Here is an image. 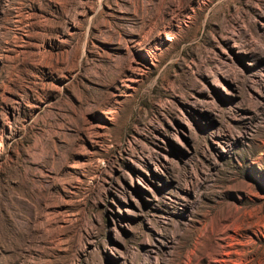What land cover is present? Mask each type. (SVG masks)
I'll list each match as a JSON object with an SVG mask.
<instances>
[{
  "label": "rangeland",
  "instance_id": "obj_1",
  "mask_svg": "<svg viewBox=\"0 0 264 264\" xmlns=\"http://www.w3.org/2000/svg\"><path fill=\"white\" fill-rule=\"evenodd\" d=\"M263 256L264 0H0V264Z\"/></svg>",
  "mask_w": 264,
  "mask_h": 264
},
{
  "label": "bare ground",
  "instance_id": "obj_2",
  "mask_svg": "<svg viewBox=\"0 0 264 264\" xmlns=\"http://www.w3.org/2000/svg\"><path fill=\"white\" fill-rule=\"evenodd\" d=\"M249 225H245L243 228H241L242 230L241 231H244V232H247L249 230ZM262 254V253H260ZM264 257V256H263ZM262 259V258H261ZM262 262V261H261Z\"/></svg>",
  "mask_w": 264,
  "mask_h": 264
}]
</instances>
